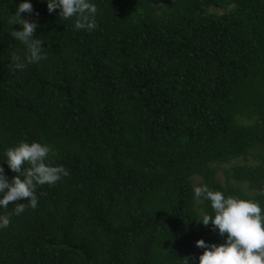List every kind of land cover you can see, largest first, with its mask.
I'll list each match as a JSON object with an SVG mask.
<instances>
[{
  "label": "trees",
  "instance_id": "trees-1",
  "mask_svg": "<svg viewBox=\"0 0 264 264\" xmlns=\"http://www.w3.org/2000/svg\"><path fill=\"white\" fill-rule=\"evenodd\" d=\"M21 2L0 0V162L37 141L69 176L0 230V264H198L224 238L194 187L264 207V0H94L92 32L30 0L47 59L20 72Z\"/></svg>",
  "mask_w": 264,
  "mask_h": 264
},
{
  "label": "clouds",
  "instance_id": "clouds-1",
  "mask_svg": "<svg viewBox=\"0 0 264 264\" xmlns=\"http://www.w3.org/2000/svg\"><path fill=\"white\" fill-rule=\"evenodd\" d=\"M47 10L51 14L59 10L63 20H74L77 31H94L97 24V5L94 0H45ZM32 14L33 5L30 0H23L11 15L9 24L20 25L22 30H12V37L25 47L23 56L13 54L10 66L13 71H24L28 66L39 64L47 59L42 47V40L33 38L38 27L36 21L25 19L21 14ZM52 147L37 141L21 140L16 146L4 152V160L0 162V230L9 228L12 217H19L28 208L38 207V186H54L69 176L63 165H56L51 160ZM7 169L14 173L11 178ZM195 198L210 202L213 214H203L197 223L203 226L212 225L224 238L221 244L207 243L197 240L196 247L203 249L198 264H264V207L252 199L225 196L221 191H213L207 185L194 187ZM264 196V190L260 192ZM24 200V203L18 201ZM15 207L3 214L9 205ZM188 264L187 258L184 260Z\"/></svg>",
  "mask_w": 264,
  "mask_h": 264
},
{
  "label": "rangeland",
  "instance_id": "rangeland-1",
  "mask_svg": "<svg viewBox=\"0 0 264 264\" xmlns=\"http://www.w3.org/2000/svg\"><path fill=\"white\" fill-rule=\"evenodd\" d=\"M162 6V2H159V7ZM237 163H242L241 160H235L232 162V164H237ZM230 168V165H222L219 170L217 171V180L224 184L225 180H226V176L224 173V170H228ZM200 181V180H199ZM195 184H198V181H195ZM235 184V183H234Z\"/></svg>",
  "mask_w": 264,
  "mask_h": 264
}]
</instances>
